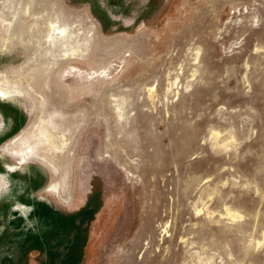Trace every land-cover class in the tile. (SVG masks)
Listing matches in <instances>:
<instances>
[{
    "label": "rangeland",
    "instance_id": "obj_1",
    "mask_svg": "<svg viewBox=\"0 0 264 264\" xmlns=\"http://www.w3.org/2000/svg\"><path fill=\"white\" fill-rule=\"evenodd\" d=\"M48 1L81 56L1 48L3 148L72 217L0 264H264V0ZM42 119L52 146L14 153Z\"/></svg>",
    "mask_w": 264,
    "mask_h": 264
},
{
    "label": "crops",
    "instance_id": "obj_2",
    "mask_svg": "<svg viewBox=\"0 0 264 264\" xmlns=\"http://www.w3.org/2000/svg\"><path fill=\"white\" fill-rule=\"evenodd\" d=\"M0 117V179L4 181L0 188V243L18 238V241L23 239L22 244L27 239L31 245L47 252L46 241L51 231L64 229L72 215L46 196L47 193L52 195L49 192L52 191L57 200L62 201L61 188L56 192L51 190L49 186L53 182L50 183L46 174L32 161L18 165L14 172H5L7 164H14L15 161L4 151L3 140L9 138L19 127L20 116L3 101L0 102ZM57 186L65 185L58 183ZM94 193L95 191L87 199V208L93 205ZM84 211L82 209L78 214ZM65 259L66 257L63 260ZM54 264L60 263L56 261Z\"/></svg>",
    "mask_w": 264,
    "mask_h": 264
},
{
    "label": "bare ground",
    "instance_id": "obj_3",
    "mask_svg": "<svg viewBox=\"0 0 264 264\" xmlns=\"http://www.w3.org/2000/svg\"><path fill=\"white\" fill-rule=\"evenodd\" d=\"M48 4L52 5L54 2L41 0V3L38 4L35 0L2 1L0 4L2 6L0 9V51L13 44H26L27 40L24 36L28 35V46L32 43L37 46L44 45L45 48L41 51L42 55L61 49L63 58L79 59L81 53L75 46L77 43V40L74 39L75 31L73 32L72 28L62 21L63 10L60 7L58 10L48 9ZM1 77L3 79H0V97H14V95L18 96L23 92L21 88L11 86L7 80H4L3 74ZM52 128V119H42L37 125H33L31 131L26 132L25 139L14 141L12 147L14 153L34 147L44 151L48 150L52 146L50 136ZM17 166L11 167L15 170Z\"/></svg>",
    "mask_w": 264,
    "mask_h": 264
},
{
    "label": "flooded vegetation",
    "instance_id": "obj_4",
    "mask_svg": "<svg viewBox=\"0 0 264 264\" xmlns=\"http://www.w3.org/2000/svg\"><path fill=\"white\" fill-rule=\"evenodd\" d=\"M0 120H1V117H0ZM16 163H17V165L19 164V163L16 162V161L14 162V164H7V167H6L5 172H6V173H7V172H10V170H11L12 172H14L15 170H13V168H12L11 166L16 165ZM3 185H4V181L0 179V188H1Z\"/></svg>",
    "mask_w": 264,
    "mask_h": 264
}]
</instances>
